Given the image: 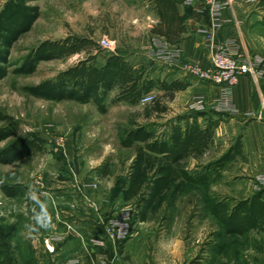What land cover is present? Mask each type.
I'll list each match as a JSON object with an SVG mask.
<instances>
[{"label": "rangeland", "instance_id": "1", "mask_svg": "<svg viewBox=\"0 0 264 264\" xmlns=\"http://www.w3.org/2000/svg\"><path fill=\"white\" fill-rule=\"evenodd\" d=\"M146 1L40 0L35 3L40 19L11 50L7 76L0 79V132L12 136L0 142V156L18 141H35L40 148L21 161L0 162V183L15 193L11 197L0 188V229L14 231L13 247L21 264H113L115 258L120 264H264V233L226 236L207 210L209 198L240 201L264 189L241 167L247 161L243 153L220 163L238 138H217L215 131L208 154L176 166L191 174H212L209 189L187 185L177 194L174 182L146 208L151 182L130 201L124 198L137 147L125 148L122 142L141 127L168 136L175 126H184L180 117L194 121L193 104L183 110L160 87L152 94L153 103L138 106L115 102L113 93L106 113L93 102H56L30 94L29 88L55 79L86 59L85 54L42 62L30 75L16 73L43 42L75 36L96 43L101 51L97 65L110 54H133L132 60L151 77L153 71L162 75V65L145 54L154 25ZM256 32L264 44V24ZM105 39L115 44V52L101 48ZM207 113L199 118L204 127L228 118ZM118 222L130 227L122 240H114L110 231Z\"/></svg>", "mask_w": 264, "mask_h": 264}, {"label": "trees", "instance_id": "2", "mask_svg": "<svg viewBox=\"0 0 264 264\" xmlns=\"http://www.w3.org/2000/svg\"><path fill=\"white\" fill-rule=\"evenodd\" d=\"M38 1L40 0H0V79L7 76L14 45L33 29L41 17L40 7L35 4ZM156 2L161 23L154 32L173 42L177 32L173 27L174 19L170 16L174 2ZM260 6L264 9V0H261ZM100 52L96 43L88 38L71 36L60 41H46L25 57L16 73L30 75L37 71L42 62L85 54L86 59L61 72L55 79L44 81L28 91L35 97L56 102H93L102 113H106V102L115 92V102L138 106L144 96L159 87L170 100L174 99L177 92L185 89L180 82L168 84L152 78L144 66L140 67L138 62L132 60L133 54H110L103 64L97 65ZM164 110L163 107L161 111ZM207 115V112H196L191 116L194 118L192 122L190 117H180L179 121H184V126H175L164 138L156 136L145 127L127 133L122 145L125 148L137 147V155L132 165L129 187L124 191L126 201L137 196L143 186L150 182L151 199L147 201L146 208H151L174 182H178L175 187L177 194L182 193L187 185L209 189L212 174H191L176 167L192 156L203 155L214 143L215 131L221 121H209L204 127L199 123V118ZM11 136L10 132H0V142ZM234 146L220 163L225 165L224 162L234 161L237 154H242V136L238 137ZM39 151L35 141H18L1 153L0 162L11 164L34 156ZM0 188L9 196H15L13 189L5 184L0 183ZM176 200L177 196L174 202ZM207 206L209 214L220 224L226 236L264 233V189L240 201L209 198ZM14 238V231L5 233L0 229V264H21L16 257L17 250L13 247Z\"/></svg>", "mask_w": 264, "mask_h": 264}, {"label": "crops", "instance_id": "3", "mask_svg": "<svg viewBox=\"0 0 264 264\" xmlns=\"http://www.w3.org/2000/svg\"><path fill=\"white\" fill-rule=\"evenodd\" d=\"M172 1L174 5L170 16L174 19L173 27L177 30L173 42L154 32L161 23V17L156 9V0L146 1L154 25L151 30L153 42L145 54L154 64H161L163 68L162 75L153 71L152 78L157 76L156 80L168 84L180 82L185 86L184 90L176 93L173 100L167 98L171 103L183 105V110L202 101L204 110L200 112L209 110L228 117L216 129V137L225 136L233 140L242 136V153L247 161L241 167L250 171L257 179L264 177V44L256 32L264 24V9L260 6V0H236L234 8L224 13L222 26L214 29L217 43H225L234 54L248 55L259 62L257 82L250 76L243 77L236 87L228 91L198 79L190 81L188 75L181 70L183 61H194L204 68L211 66L208 42L203 32L210 28V20L207 10L198 1ZM151 49L158 52L164 49L173 54V58L167 62L159 60L151 53ZM183 99L186 100L185 104H182ZM182 111L179 110L180 114ZM208 153L209 151L203 156ZM201 158L202 156H198L195 159ZM109 254L112 255L111 251ZM112 263L120 264V261L115 258Z\"/></svg>", "mask_w": 264, "mask_h": 264}, {"label": "built area", "instance_id": "4", "mask_svg": "<svg viewBox=\"0 0 264 264\" xmlns=\"http://www.w3.org/2000/svg\"><path fill=\"white\" fill-rule=\"evenodd\" d=\"M200 2L207 10L210 28L204 30L207 40V50L210 53L211 66L209 68L202 67L194 61H183L180 65L181 70L187 75L194 77L202 82H206L218 87H222L226 91L233 89L238 85L243 77H252L258 81L256 58L243 54H234L231 47L225 43L216 42V34L214 29L219 28L223 24L224 13L234 8L236 0H196ZM259 1V0H255ZM101 48L115 52V44L109 40L101 42ZM159 60L165 62L171 61L173 54L166 52L164 49L155 51L151 49ZM155 98L152 94L147 95L141 100L142 104L153 103ZM197 112L204 110L202 101H198L191 107ZM261 185H264V177L258 179ZM129 225L126 222H118V225L111 227L114 240H122L127 237Z\"/></svg>", "mask_w": 264, "mask_h": 264}]
</instances>
